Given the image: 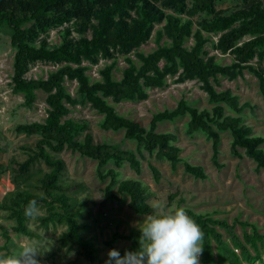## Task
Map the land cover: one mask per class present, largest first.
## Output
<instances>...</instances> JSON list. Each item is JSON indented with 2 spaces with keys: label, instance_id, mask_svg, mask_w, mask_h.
<instances>
[{
  "label": "trees",
  "instance_id": "trees-1",
  "mask_svg": "<svg viewBox=\"0 0 264 264\" xmlns=\"http://www.w3.org/2000/svg\"><path fill=\"white\" fill-rule=\"evenodd\" d=\"M217 1L0 0V27L9 29L15 48L13 91L24 94L28 106L36 102L38 91H44L48 105V114L43 121L16 125L17 132L39 137L35 146L26 147L27 158L18 162L14 176L23 186L0 204V209L7 212L2 217L15 221L11 224L13 230L29 237H41L29 225V216L25 215L29 202L36 201L45 207V213L38 216L41 226L65 224L67 228L60 235L62 245H77L90 261L104 264L107 259L100 257L95 241L84 234L90 227L81 220L83 211L76 206L70 185L61 181L66 163L58 153L67 147L96 159L99 176L103 180L110 178L105 187L106 196L128 200L134 211L148 214L153 211L150 199L155 192L137 177L120 179L118 167L129 163L141 173L144 150L170 160L174 166L182 161L181 147L175 143L176 133L158 130L160 121L180 115L189 114V133L203 131L212 140L215 163L219 164L221 131L229 130L232 133L231 151L241 157H251L258 168L264 167V135L253 133L241 115L250 104L241 103L232 89L218 90L212 82V78L219 75L237 78L248 69L258 77L264 99V68L252 62L256 58L264 61V0H243L244 5L232 11L216 10ZM201 13H211V16L196 19ZM162 22L164 25L156 29L157 46L148 53L137 52V58L130 55L152 37L156 24ZM59 26H62L59 30L62 39L52 43L44 33ZM73 30L79 32L78 38L70 37ZM212 33H221L217 47L223 53L234 55L231 64L221 62L215 54L207 56L206 45ZM165 36L168 38L164 40ZM191 37L194 42L188 45ZM118 51L124 54L126 61L121 78L115 76ZM100 57L112 61L100 69V77H93L84 60L95 63ZM37 61H51L59 66L47 77L28 76L30 63ZM176 74L201 80L212 107L202 108L182 98L175 108L157 112L147 127L140 120L119 113L110 102V99L119 102L147 98L149 87H162L167 83L168 75ZM68 79L76 80L78 95L103 114V127L124 130L127 138L136 141V149L96 141L90 131L85 132L87 121L67 117L68 103L79 100L68 89ZM226 106L236 113H228ZM39 161L45 162L49 169L33 180L30 169ZM111 161L117 166L106 168ZM184 163L185 170L195 177L208 176L204 166L189 161ZM150 167L155 180L160 181L159 167L153 163ZM3 168L0 164V178ZM185 208L204 232L200 264H242L240 255L224 241L218 228L219 225L230 227L226 220L191 207ZM0 230L4 237L0 252H8L14 244L11 229L0 221ZM140 235L138 230L129 233L115 230L105 242L123 256L125 250L134 251L139 247ZM120 238L128 239L130 244L117 248L116 242ZM245 238L255 246L258 240L264 243V234L257 228ZM214 242L218 243L217 255ZM246 255L249 257L250 253L246 252Z\"/></svg>",
  "mask_w": 264,
  "mask_h": 264
},
{
  "label": "rangeland",
  "instance_id": "rangeland-1",
  "mask_svg": "<svg viewBox=\"0 0 264 264\" xmlns=\"http://www.w3.org/2000/svg\"><path fill=\"white\" fill-rule=\"evenodd\" d=\"M243 0H218L216 10L232 11L243 6ZM211 16V13H201L196 19ZM164 22L157 23L152 37L140 47L129 54L137 58V52L148 53L157 46L156 29L163 26ZM62 26L52 28L44 33L48 40L56 42L62 39L59 30ZM209 34V33H207ZM221 33L210 34L206 45L208 55L215 54L217 58L227 64L234 61L231 52L223 53L218 47ZM44 36V35H43ZM79 32L73 30L70 37L78 38ZM168 37L165 36L164 40ZM194 42L191 37L187 44ZM15 48L11 44V34L7 27H0V164L4 165L0 178V204L15 192L23 183H17L15 173L18 171V162L27 158V146H35L39 135H26L16 130V125L21 122L39 120L43 121L47 112V93L38 91L36 102L28 106L22 93L13 91L12 75L14 73ZM115 76L121 78L123 67L126 64L124 54L120 51ZM112 59L100 57L98 62L84 60L89 65L88 72L93 77H100V69ZM257 66L264 68V61L257 58L252 61ZM164 61L162 62V64ZM58 63L51 61H37L30 63L27 75L30 77H47L51 70L56 69ZM212 82L218 90L232 89L241 103H249L241 115L243 122L250 125L253 133L264 135V99L260 90L258 77L248 69L237 78L228 75H219L212 78ZM68 89L79 100L68 103L70 112L67 117L77 120H85L96 141H108L121 148L136 149L134 139L125 136L124 130L105 129L102 125L103 114L100 113L91 102L78 95L76 80L66 81ZM149 96L144 99L122 100L115 102L110 99L119 113L127 117L140 120L145 126H149L152 117L164 109L175 108L183 98L190 104L200 107H212L208 92L203 87V82L197 78L183 77L181 74L168 75L167 83L162 87H149ZM228 113H236L226 106ZM189 114L180 115L174 119H165L159 122L158 130L173 131L177 135V145L181 147L182 161L176 166L170 160L158 158L155 154L144 150L141 156L143 169L137 173L129 163L121 167L120 179L137 177L148 184L155 192L150 199L151 204L157 200H166L169 205L175 202L177 205L191 207L199 212H206L228 222L229 226L219 225L223 233V239L241 257L242 264H264V243L258 240L257 246L249 242L245 236L253 234L254 228L264 234V167L258 168L257 163L251 157L238 156L231 151L232 133L229 130L221 131V144L218 154L219 164L213 160V144L203 131L193 134L187 131ZM264 147V144H262ZM244 151V149H241ZM65 160V169L61 175V181L70 185V193L76 198V206L82 209L81 220L90 228L84 230V234L95 241L100 257L108 259L107 253L110 247L107 240L115 230L129 233L138 230L140 224L151 213H138L134 211L128 200H116L108 198L105 187L110 178L103 180L99 176V165L96 159L82 155L79 151L64 148L58 153ZM185 161L204 166L208 176L206 178L195 177L185 170ZM150 163L159 167L162 172L160 181H156ZM117 166L111 161L107 167ZM49 166L39 161L31 169L33 180ZM24 180V179H22ZM116 190V188H114ZM38 212L29 216L28 222L36 229L41 237H29L13 230V219L2 217L7 213L0 209V221L10 227L14 238L12 249L22 243L36 241L41 247L42 254L37 257L40 264H96L90 261L77 245L63 246L60 235L66 230L65 224H51L45 228L38 221V216L45 213V207L37 204ZM233 225V226H232ZM4 243V237L0 230V244ZM130 244L125 238L116 242L117 248ZM217 255L218 243L214 242ZM246 248V250H245ZM246 252L250 253L247 257ZM200 259V258H199ZM105 264V263H104Z\"/></svg>",
  "mask_w": 264,
  "mask_h": 264
},
{
  "label": "clouds",
  "instance_id": "clouds-1",
  "mask_svg": "<svg viewBox=\"0 0 264 264\" xmlns=\"http://www.w3.org/2000/svg\"><path fill=\"white\" fill-rule=\"evenodd\" d=\"M153 212L139 226V247L134 251L110 249L105 264H200L204 248V232L184 206L157 199ZM38 212L36 201H30L25 215ZM36 241L22 243L8 252H0V264H40L42 254Z\"/></svg>",
  "mask_w": 264,
  "mask_h": 264
}]
</instances>
